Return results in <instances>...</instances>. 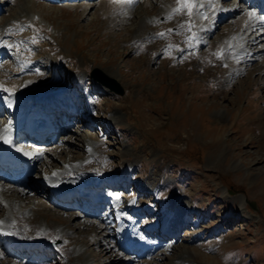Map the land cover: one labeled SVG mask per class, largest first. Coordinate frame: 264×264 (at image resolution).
I'll use <instances>...</instances> for the list:
<instances>
[{"label":"rangeland","instance_id":"1","mask_svg":"<svg viewBox=\"0 0 264 264\" xmlns=\"http://www.w3.org/2000/svg\"><path fill=\"white\" fill-rule=\"evenodd\" d=\"M99 1L0 0V96L8 98L7 93L21 92L33 81L28 90L67 98L62 103L71 97L76 111L73 118L66 115L67 121L61 110L54 121L63 129L54 136L60 138L56 144L50 137L46 143L21 144L50 152L49 159L34 164L22 189L36 190L37 196L26 195L24 205L57 228L47 237L30 231L47 246L15 252L19 258L14 264H77L72 248L79 244L88 248L93 264H170L179 258L180 264H264V51L234 63L233 56L223 60L220 51L211 50L227 31L256 33L253 23L242 21L256 2L247 9L241 0H222L225 7L240 5L241 12L226 22L222 16L224 22L208 27L200 44L195 10L191 17L174 14L176 0H150L149 7L118 0L99 7ZM160 6L165 17L137 28L141 18L155 16ZM259 11L256 16L264 20ZM95 67L117 72L121 95L88 77ZM116 111L125 113V120L115 121ZM13 121L10 112L0 111V123ZM84 138L101 143L102 154L88 167L111 183L100 193L117 194L120 216L130 211L134 233L154 247L138 258L130 253L132 262L123 260L122 251L106 248L112 238L97 236L95 242L103 243L96 242V248L93 236L98 232L78 227L74 214L90 212L92 204L79 199L71 202L76 208L61 210L45 191L43 171L89 155ZM124 149L140 160L124 163L133 159ZM72 177L79 174L72 171ZM0 181L17 194L21 190L15 179ZM2 210L0 205V216ZM172 220L183 226L166 237V222ZM63 228L73 233L55 232ZM0 236V264H11Z\"/></svg>","mask_w":264,"mask_h":264},{"label":"bare ground","instance_id":"2","mask_svg":"<svg viewBox=\"0 0 264 264\" xmlns=\"http://www.w3.org/2000/svg\"><path fill=\"white\" fill-rule=\"evenodd\" d=\"M118 1L125 2V0ZM194 1L197 3V8L194 11L193 26L197 31L199 39L201 40L200 44L204 43V37L202 36L207 31L208 27H210L211 29H215L216 24L222 21L220 19L222 16L228 17L225 20L226 22L229 18H231L234 14L238 13L241 10V6L237 4L227 5L228 7H225V4L223 5L221 3L222 0H211V2L210 0ZM212 1L214 2L212 3ZM253 1L254 3L256 2V4L262 3V0H241V2H243L242 4L247 9L253 7L250 6L252 5ZM71 2H73V0H71ZM107 2H109V0H100L98 2L99 7H103ZM152 2H154V0H152ZM152 2H150V0H134L133 3L128 5L130 7L132 4H134L135 6L139 5V7L141 5L142 7H149L152 5ZM30 3L33 4V1H30ZM90 7L91 5H89L88 8ZM88 8L86 9V11L88 10ZM210 8H212V10L209 11ZM263 8V5H255L252 11L244 12L245 15L243 16L242 21H247L249 24L253 23L252 27H255V29L252 30L256 31L253 36H249L240 29L230 30L225 34L223 33L224 35L218 41H215L211 45V50H213L214 52L220 51L223 60L229 59V57L233 56L235 58L234 63L243 62L244 59H247V55L251 53L256 54L258 52L264 51V44H260V41H264V20L259 19L256 16L257 11H259L258 9L262 11ZM163 9L164 8L160 6L155 16L145 17L143 19L141 18L137 23V28H139L141 25H149L148 23L153 24L159 18L165 17L167 14L163 12ZM244 9L245 8H243V10ZM248 12L255 13V17L250 19L247 15ZM199 14L203 15V17L205 16L206 19L204 20L202 17H200ZM213 16H216L215 22L211 20ZM136 34L138 35V33ZM248 42H251V45L256 44L258 46V49L255 50L248 47ZM99 70L108 78H117V72L115 73L104 69ZM74 75L77 76L75 73ZM32 82L33 81L27 82L24 90L21 92L16 93L14 91L7 93L6 96H8V98L6 96V98L0 96V107L2 108L0 109L1 113L6 114L10 112L11 116L15 117V121H13L14 123H0V143L2 138H8L12 147L16 149V153H14L13 159L4 157L2 155V152L0 151V178L15 179L17 186L19 185V187L27 182L28 179H30H27L28 172L30 173L35 169L34 164H39V161H46L48 156H50V152L48 151V149H29L27 147H24V145H21L22 142L30 141L38 144L39 142L46 143L48 141L45 140L46 137L55 138L54 136L57 135V131L59 129H55L53 122L58 119L61 110L64 111L66 109L67 111L65 110V112L67 113V116L69 118H73L74 116H76V111L69 108L73 106L72 104H70L73 101L71 97H68L70 98V103H62V101L67 98L57 100V98H55L56 95L54 94L53 98L48 92L36 93L34 91L28 90ZM53 101L58 103V105L52 104ZM40 102H42V104H40ZM46 104H48V106H46ZM59 104H61V106ZM42 105H44L45 108L40 111ZM53 105L57 107L56 110ZM47 107L49 108L47 109ZM122 110H124V108L120 111ZM114 114L115 121H119L122 118L125 120L126 118L125 113L116 111ZM220 114V112L216 113L217 116H219ZM39 123L42 124V128L38 127ZM70 124H68L67 122V125ZM59 139L60 138H55L53 140V143L55 142L54 144H56ZM84 144L87 145V151H89V155L87 157L80 160L76 159L77 161L68 159L66 160V162H61L59 168L46 169L45 171H43L45 172V174L43 173L42 176L44 178H47L45 191L51 196L54 205L59 209L65 211L74 207L76 208V206H74L75 204L72 203H68V205H66L64 201H66L68 197L72 199L71 202H73L74 200L78 201L79 199L87 200L86 197H90L92 206L89 209L92 210L94 209L93 206L97 204L104 205L102 211L91 210L89 212L86 209H81L79 212L80 214H74L73 218L75 219V221L77 220L79 228L84 227V229L86 228V231H89L87 229H93V232H98L97 235L94 234V236L91 234L94 239V244L97 242H95V239L98 238L97 236H99V240H105V238L103 237H110L112 238V243L110 244V246H106V248L109 249L112 247L113 249H115V251H122L126 255L123 260H125V262L127 263L132 262L133 258L130 257V253L134 254L135 252V256L138 258V255H140L141 257V254H148V252L151 249H154V247L146 244L147 241L145 243V240H143L140 235L138 236L134 233V229L131 227L132 225L135 228V222L133 218H131V223L126 226L121 223V219L125 220L127 217H131L132 215L129 214L130 212L127 213L125 211L124 215L122 217L120 216L121 213L123 214V212L120 210L119 199L116 196L117 194L112 195L110 193H107L102 195L100 193L103 187H105L106 185H110L111 183H109V181H105V178L102 179L100 176H98L95 170H91L88 167L93 158L98 157L102 154V152H100L101 143H97L91 138H84ZM58 152H60L59 149ZM124 153L127 155L129 154L133 157L131 161H124V163L131 162V164H134L140 160V155H138L137 153H132L128 149H124ZM61 154L62 153L60 152V155ZM36 170L38 171V168ZM72 171L77 172L79 174V177H72ZM98 183H101L100 188H97ZM35 185L38 184L36 183ZM20 188L21 190H19V193L17 194V192L12 190V188L9 187L6 183L0 181V205L3 207V214L0 216V235H2V237L4 238L3 240L6 242V244L4 245V249L8 251L6 253L11 256V259L13 258L9 261L11 262V264L16 263L14 259L19 258V256L17 255L19 251L23 253L25 251H30L32 248H40L41 246L46 247L47 245L45 239H39V234L41 235V237H47L50 231L52 232L54 228H57L53 227L52 225V223L55 222L44 224L41 220H39V216L35 214L32 207L24 205V199H26V195L35 194L37 196V193H35L36 190L34 192L32 188L22 189L23 186ZM8 192H12V194L14 195L6 196L8 195ZM170 200L172 204L177 203V195H173ZM132 202L134 201H130L129 203ZM238 212L239 211H237L236 214H239ZM97 214H99V218ZM105 215L107 216L106 218ZM112 215H114L116 218L112 219V217H114ZM32 219L35 220L33 223L31 222ZM172 221L166 222V224H169L167 229H165L164 231V236L166 237L173 236L175 231H178L183 226V222L178 223L176 221ZM113 222L118 223L115 228H112L110 226L111 224H115ZM173 223L175 224L172 225ZM30 231H33L36 235L37 233H39L37 236L38 238L32 235L33 233ZM70 231H72V229L70 228L55 230V232L59 235L65 234L66 232ZM97 243L99 244L103 242L99 241ZM87 249L82 244L76 245L72 248L75 263L93 264L91 257L89 256L88 252H86ZM15 252L17 253L14 254ZM180 262L181 260L179 258L178 260L171 262L170 264H180ZM6 263H8V261H6Z\"/></svg>","mask_w":264,"mask_h":264},{"label":"water","instance_id":"3","mask_svg":"<svg viewBox=\"0 0 264 264\" xmlns=\"http://www.w3.org/2000/svg\"><path fill=\"white\" fill-rule=\"evenodd\" d=\"M88 77L105 88L108 92L116 95L122 94V89L120 85L115 81V79H111L106 77L99 69L92 68L88 72ZM5 140V139H3Z\"/></svg>","mask_w":264,"mask_h":264},{"label":"snow or ice","instance_id":"4","mask_svg":"<svg viewBox=\"0 0 264 264\" xmlns=\"http://www.w3.org/2000/svg\"><path fill=\"white\" fill-rule=\"evenodd\" d=\"M128 4H131L134 2V0H125ZM176 3L178 5L177 8L173 9L174 14H187L189 17L192 16L193 11L197 8V4L194 2V0H176ZM248 17L250 19L255 17V13L253 12H248L247 13ZM172 29H169V32H172ZM161 37H163L165 34L160 33L159 34ZM5 142L7 143V139H5Z\"/></svg>","mask_w":264,"mask_h":264}]
</instances>
